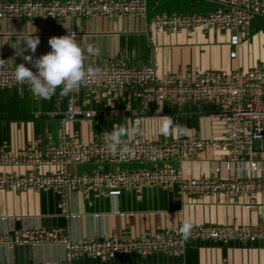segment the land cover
<instances>
[{
	"label": "crops",
	"instance_id": "obj_1",
	"mask_svg": "<svg viewBox=\"0 0 264 264\" xmlns=\"http://www.w3.org/2000/svg\"><path fill=\"white\" fill-rule=\"evenodd\" d=\"M148 16L162 13L208 12L216 7L214 0H146ZM74 30L77 43L82 47L98 45L101 53L90 57L87 65L113 61L126 65L152 66L158 76L189 70H229L248 68L264 63V18L255 17L247 25L245 38L236 47L229 44L230 30L212 29L202 32H155L145 20L132 17H76L49 21L45 17L25 16L13 21H0V59L10 66L28 64L51 51L48 40L68 35ZM39 37L35 54L22 52L23 39ZM232 49L236 55L230 56ZM30 65V64H28ZM78 104L92 110L89 117L78 116L67 122V130L82 142L97 134L110 133L113 125H134L139 117L145 129L143 137L128 139H161V121L150 119L169 116L175 124L186 125L187 137L221 139L224 135L220 116L224 107L217 101L176 102L154 101L142 107L125 89L118 95L104 92L78 96ZM65 111L62 96L50 100L34 96L28 86L0 87V152L16 154L28 149L45 153L56 145L58 122ZM167 137H178L169 135ZM225 155L218 151L196 153L166 163L181 169L186 178L232 177L222 167ZM163 162H147L146 168ZM105 168L136 167L134 163L105 165ZM91 163L72 167L74 173L89 171ZM29 170L48 173L53 166L13 165L0 166V173L23 174ZM247 197L225 193L191 194L177 188L143 187L139 190L124 188L117 196L90 191L88 196L72 193L66 210L77 214L68 217L59 207V196L52 188L27 189L20 192L0 190V233L11 230L42 229L60 232L71 238L135 237L144 233L155 234L183 224L185 220L196 226L205 224L253 226L264 224V192L260 193L253 208L245 206ZM97 215V216H95ZM60 245L0 246V260L9 264L58 262L63 259ZM74 264H264V244L231 240H189L180 250L154 253L147 256L132 254L113 256L107 260L82 257Z\"/></svg>",
	"mask_w": 264,
	"mask_h": 264
},
{
	"label": "built area",
	"instance_id": "obj_2",
	"mask_svg": "<svg viewBox=\"0 0 264 264\" xmlns=\"http://www.w3.org/2000/svg\"><path fill=\"white\" fill-rule=\"evenodd\" d=\"M216 7L208 12L162 13L148 16L146 0H0V21H13L25 16H42L49 21L76 17H132L145 20L155 32H191L199 29L230 30L229 44L236 47L245 38L249 22L264 18V0H214ZM74 33L71 30L69 34ZM236 55L232 49L230 56ZM15 66L4 64L0 68V87H21L14 77ZM34 73L32 65L25 64ZM97 71L88 77L78 91L62 96L65 111L58 122L56 145L45 153L28 149L16 154L0 152V166L33 165L53 166L48 173L29 170L23 174L0 173V190L20 192L27 189L52 188L59 196V207L70 218L77 214L66 208L72 193L88 196L90 191L117 196L124 188L139 190L143 187L177 188L191 194L225 193L244 195L248 208L255 206L257 196L264 192V63L248 68L229 70H189L170 72L158 76L152 66H135L105 61L90 65ZM125 89L130 96L146 107L154 101L176 102L217 101L224 111L220 116L224 135L221 139L198 137H164L161 139H128L129 151L109 152L105 134H97L82 142L67 130V122L78 116L89 117L92 110L78 104V96L99 92L118 95ZM59 92V89L57 90ZM139 117L134 118V122ZM140 120V119H139ZM218 150L225 155L221 168L232 177L186 178L181 169L166 163L196 153ZM147 162H163L146 168ZM93 168L80 173L71 168L89 164ZM134 163L136 167L105 168L110 164ZM97 216V215H95ZM155 234L144 233L135 237L71 238L60 232L42 229L11 230L0 233V246L12 248L20 245H60L63 259L58 262L32 264H74L77 259L107 260L113 256L132 254L147 256L180 250L186 241L179 229ZM214 239L226 243L231 240L264 244V224L232 226L205 224L193 228L189 240ZM188 240V241H189ZM0 264H9L0 260Z\"/></svg>",
	"mask_w": 264,
	"mask_h": 264
},
{
	"label": "clouds",
	"instance_id": "obj_3",
	"mask_svg": "<svg viewBox=\"0 0 264 264\" xmlns=\"http://www.w3.org/2000/svg\"><path fill=\"white\" fill-rule=\"evenodd\" d=\"M26 47L22 52L31 51L35 54L40 44L39 37L27 36L23 39ZM51 51L40 56L33 61L32 56H25L26 63L31 64L37 71L34 73L24 63L15 67L14 77L17 83L27 85L31 93L43 100H50L57 94L59 89L60 96H68L79 90L82 84L87 83L88 77L97 71L86 61L90 57H97L101 53L98 45L88 44L82 48L77 43L74 33L61 37H52L48 40ZM5 60L0 59V68H3ZM150 119L161 121L159 131L164 136H188L191 129L186 125L175 124L172 117L156 116ZM146 134L140 125L139 118L134 125H129L128 119L124 123L113 125L110 133H105L108 139L107 148L112 154L117 151L127 153L129 151L126 138L143 137ZM196 225L185 220L179 229L182 239L188 241L192 236L193 228Z\"/></svg>",
	"mask_w": 264,
	"mask_h": 264
}]
</instances>
